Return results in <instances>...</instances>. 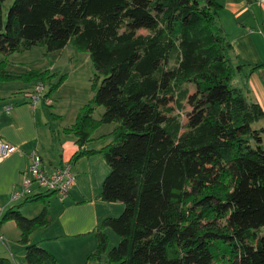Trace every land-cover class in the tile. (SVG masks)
Wrapping results in <instances>:
<instances>
[{"label": "trees", "instance_id": "obj_1", "mask_svg": "<svg viewBox=\"0 0 264 264\" xmlns=\"http://www.w3.org/2000/svg\"><path fill=\"white\" fill-rule=\"evenodd\" d=\"M4 1L0 56L67 43L90 53L94 101L104 110L100 118L79 110L66 129L77 143L97 125L117 122L99 150L109 166L100 197L124 206L97 228L92 264L107 249L106 227L119 235L107 250L111 264H264V126H254L264 108L232 83L241 64H233L217 22L219 3L12 0L4 19ZM39 75L51 89L58 85L48 68ZM14 76L1 59L0 79ZM184 84L192 89L181 90L189 109L179 132L172 110ZM5 218L20 230L28 264H58L29 242L49 222L46 205L30 217L11 207ZM0 264L11 262L0 256Z\"/></svg>", "mask_w": 264, "mask_h": 264}, {"label": "crops", "instance_id": "obj_2", "mask_svg": "<svg viewBox=\"0 0 264 264\" xmlns=\"http://www.w3.org/2000/svg\"><path fill=\"white\" fill-rule=\"evenodd\" d=\"M216 1L219 3L217 22L231 43L232 62L241 64L232 76V83L237 87L246 86L248 97L264 108V0ZM33 48L37 50L35 60L30 61L28 55H24L17 60L22 61L18 62L21 68L7 65L11 53L0 56V60L6 59V69L15 75L0 79V136L16 146L13 152L0 158V233L4 244L8 230L20 235L13 219H3L9 208L18 209L30 217L46 205L49 222L34 228L29 234V242L44 247L60 264L66 257H72L67 264H84V258L97 245L96 230L101 221L123 209L119 202H107L100 197L109 166L99 150L109 141H102L103 132L97 131L101 127L99 124L91 131L88 140L79 145L77 136L66 130L79 111L64 119L61 102L55 103L57 100L55 96L51 97L54 90L50 86L45 88L51 98L50 104L42 99L31 102L30 93L41 81L39 74L45 68L53 73L57 66L56 62L54 67L45 66L48 53L45 54L44 46L36 45L19 52ZM253 65L258 66L252 69ZM50 105L53 106L51 110L47 108ZM8 106L10 109L6 110ZM255 124L256 127L264 126V117ZM34 151L40 155L46 171L71 163L76 179L66 196L39 189L37 196L30 198L32 202L30 199H11V192L18 188L22 174L31 165ZM80 151L85 152L74 158Z\"/></svg>", "mask_w": 264, "mask_h": 264}, {"label": "rangeland", "instance_id": "obj_3", "mask_svg": "<svg viewBox=\"0 0 264 264\" xmlns=\"http://www.w3.org/2000/svg\"><path fill=\"white\" fill-rule=\"evenodd\" d=\"M11 2L12 0H5L2 4L4 19H6L7 10ZM35 49L36 48L28 50L30 52L13 51L8 55L7 65H11L13 68H21L20 63L22 61L17 60H21V58L26 55H28L30 61L35 60L37 55V50ZM47 53L48 57L45 58V66L54 67V62L57 64L56 71L53 72L50 82L57 83L58 85L53 89L54 91L52 92L53 95L51 97H56L57 101H55V103L59 101L61 102L60 110L63 112V118H68L71 113H78V111L84 106L90 108L91 114L94 118H100L104 107L94 101L98 81L95 80V68L90 53L87 50L76 47L72 43H67L63 48L52 51H47L45 48V54ZM14 60L16 61L15 63H13ZM49 72L52 73L50 70ZM45 80L44 83L48 86ZM185 87H187L189 91L192 89V85L184 84L181 89L176 90V97L172 110V114L176 115V118L181 125L179 132L184 130L183 124L186 119V111L189 109V106L186 105L184 98L181 96V90ZM57 88L59 89L55 91ZM47 108L51 110L53 106L50 105ZM116 123V121L101 123V127L97 131L103 132L101 138L103 142L112 140V132L110 131L113 126H116ZM255 125L256 124H254V126ZM119 203L124 206L123 202ZM8 232L9 233L5 235L6 243L4 244L3 242H0V256L7 258L11 264H28L25 260L24 245L20 241V235L14 234L13 230H8ZM103 232L107 238V249L100 253L99 260L101 264H111L107 260V250L118 243L119 235L111 227L104 228ZM96 249L97 245L93 251L84 258V264H92L89 255L94 253ZM71 260L72 257H66L65 261L63 260L62 262L63 264H67ZM58 264L60 263L58 262Z\"/></svg>", "mask_w": 264, "mask_h": 264}, {"label": "built area", "instance_id": "obj_4", "mask_svg": "<svg viewBox=\"0 0 264 264\" xmlns=\"http://www.w3.org/2000/svg\"><path fill=\"white\" fill-rule=\"evenodd\" d=\"M46 85L43 81L35 84L30 93V100L35 103L42 99L46 104L51 103V98L45 91ZM10 107H6L9 110ZM16 149V146L9 143L0 136V158L9 155ZM42 159L35 151L31 154V165L27 172L23 173L18 188L11 192V199H26L36 194V191L44 190L55 192L60 197L68 194L75 182V174L70 162L63 163L52 171H46L41 165ZM3 235L0 233V241L3 242Z\"/></svg>", "mask_w": 264, "mask_h": 264}]
</instances>
